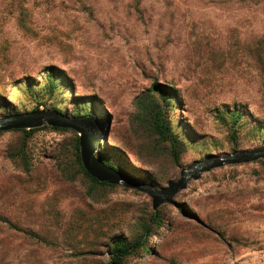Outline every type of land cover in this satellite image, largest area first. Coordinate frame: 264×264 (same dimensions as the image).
<instances>
[{"label": "rangeland", "instance_id": "374dc122", "mask_svg": "<svg viewBox=\"0 0 264 264\" xmlns=\"http://www.w3.org/2000/svg\"><path fill=\"white\" fill-rule=\"evenodd\" d=\"M154 99L178 162L138 108ZM36 109L100 125L99 157L159 192L210 156L264 148V0H0V118ZM47 127L0 132V264H111L118 239L136 246L123 264H264V159L155 210L87 179L78 133Z\"/></svg>", "mask_w": 264, "mask_h": 264}, {"label": "water", "instance_id": "95a60500", "mask_svg": "<svg viewBox=\"0 0 264 264\" xmlns=\"http://www.w3.org/2000/svg\"><path fill=\"white\" fill-rule=\"evenodd\" d=\"M44 126L72 130L78 133L82 163L87 173L101 183L119 184L149 195L154 200L155 210L162 204L171 203L172 198L185 189L189 182L199 181L204 174L216 169L250 164L264 159V148L223 156H210L206 161L196 162L189 170L182 171L177 182L170 183L167 189L159 192L144 182L131 179L113 170L101 160L99 149L101 147L102 135L100 131L102 128L89 119L68 118L60 113L45 110L0 118V132L23 129L29 131ZM192 219L206 226L198 217L193 216Z\"/></svg>", "mask_w": 264, "mask_h": 264}, {"label": "trees", "instance_id": "16d2710c", "mask_svg": "<svg viewBox=\"0 0 264 264\" xmlns=\"http://www.w3.org/2000/svg\"><path fill=\"white\" fill-rule=\"evenodd\" d=\"M50 78L52 79V84L55 85L56 79L54 76L50 75ZM154 92L160 97L161 100L167 101L170 98V94L165 90V88L160 87L158 84L154 86ZM138 108L142 110L146 117V121L149 124V127L151 129V133L153 137L158 140L159 142H162L164 144H167L170 148V152L172 155V158L175 162H178L181 158V144L178 142L176 136L173 134L169 127L168 120L165 116L164 111L159 106V104L155 101V99L147 103L145 101H141L138 103ZM35 111H38L36 109ZM12 116L11 113L6 114V117ZM236 119L241 120L243 118L242 114L234 115ZM42 128H48L47 126H44ZM52 129L56 131H67L66 129H60V128H54ZM16 132L23 133L24 135H31L38 131V129L33 130H15ZM79 137H77L76 141V162L81 171L84 173L85 177L89 180H91L93 183L97 185H106L105 183H100L96 179L92 178L85 170L83 163H82V157H81V148H80V141ZM101 160L109 167H113L112 163L103 159L101 157ZM129 163V161H126ZM159 217V213H154L151 216V221H155ZM197 222V221H196ZM136 250L135 244L129 243L123 239H118L113 242L111 249H110V258H111V264H123L124 261L134 254Z\"/></svg>", "mask_w": 264, "mask_h": 264}, {"label": "bare ground", "instance_id": "6f19581e", "mask_svg": "<svg viewBox=\"0 0 264 264\" xmlns=\"http://www.w3.org/2000/svg\"><path fill=\"white\" fill-rule=\"evenodd\" d=\"M100 133H101V135L103 136V129H101Z\"/></svg>", "mask_w": 264, "mask_h": 264}]
</instances>
